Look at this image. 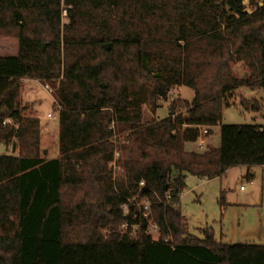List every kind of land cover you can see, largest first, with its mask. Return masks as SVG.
Segmentation results:
<instances>
[{"label":"trees","instance_id":"obj_1","mask_svg":"<svg viewBox=\"0 0 264 264\" xmlns=\"http://www.w3.org/2000/svg\"><path fill=\"white\" fill-rule=\"evenodd\" d=\"M244 1L0 0V39L18 41L0 56V145L18 151L0 155V264H264V246L191 235L180 203L188 176L264 167V126L222 124L235 92L264 91V0L251 14ZM25 79L51 88L58 158L24 115ZM181 87L192 101L146 120ZM217 127V147L187 150ZM140 191L158 239L137 206L121 209Z\"/></svg>","mask_w":264,"mask_h":264},{"label":"rangeland","instance_id":"obj_2","mask_svg":"<svg viewBox=\"0 0 264 264\" xmlns=\"http://www.w3.org/2000/svg\"><path fill=\"white\" fill-rule=\"evenodd\" d=\"M244 6L249 14L256 9L248 0L244 1ZM262 6L260 3L259 7ZM17 55L18 41L0 39V56ZM233 71L239 79H246L248 76L243 64L234 65ZM47 85L48 83H42V86L24 84L21 98L23 105L27 107L24 115L40 120L41 151H47V159H55L59 156V123L53 93ZM193 98L192 90L185 87L177 88L170 93L167 103H160L156 115L152 114L149 108L145 109L146 120L164 119L173 101L183 99L190 102ZM253 104L257 110L253 109ZM49 114L53 117L49 118ZM222 124L264 126V91L242 88L235 92L226 102ZM203 140V143L199 141L196 145H187V150L217 147L220 143V128H214L212 136ZM3 154L17 156L18 151L12 144L0 145V155ZM185 183L186 188L180 203L191 235L202 238L199 230L210 229L215 239L224 244L264 246V167L234 166L221 177L199 180L188 176ZM241 187H244L245 191L241 190Z\"/></svg>","mask_w":264,"mask_h":264},{"label":"built area","instance_id":"obj_3","mask_svg":"<svg viewBox=\"0 0 264 264\" xmlns=\"http://www.w3.org/2000/svg\"><path fill=\"white\" fill-rule=\"evenodd\" d=\"M21 82L23 85L24 84L25 85L31 84V85H39V86H42V83H46V82H43L41 80H28V79L21 80ZM48 88L51 91V88L49 86H48ZM31 93H33V90L31 91ZM31 93L29 92L28 95H30ZM48 117L52 118L53 116H52V114H49ZM11 123H12L11 120H6L4 122V124H11ZM206 133H207V131H203V134H206ZM200 141H201V143H203V140H200ZM115 159H117V156ZM111 166L114 169H116V163L115 162H113L111 164ZM250 183H252V181H250ZM143 187H144V183H140V188H143ZM241 190H244V187H241ZM142 194H143V191H140L136 196L128 199L127 202L121 206V209L124 211V213L127 214L129 205L133 204V206H137L139 208V211H140L143 219L147 222L148 234L151 235L154 239H158L159 238V227L157 224L154 223L153 219L151 218V207H150L149 200L146 197H142L143 196ZM171 198H172L171 191L166 192V199L168 202L171 200ZM180 199H181V197H180ZM159 201L162 202L161 199H159ZM138 229H139L138 225L132 226L131 236H134L135 232ZM121 230H122V234H125L128 230V224L123 225ZM165 242H167L166 239H165Z\"/></svg>","mask_w":264,"mask_h":264},{"label":"water","instance_id":"obj_4","mask_svg":"<svg viewBox=\"0 0 264 264\" xmlns=\"http://www.w3.org/2000/svg\"><path fill=\"white\" fill-rule=\"evenodd\" d=\"M105 48L108 50L109 49V45H106ZM43 49H45V45H43ZM104 87V86H103ZM44 155H47V151H44Z\"/></svg>","mask_w":264,"mask_h":264},{"label":"crops","instance_id":"obj_5","mask_svg":"<svg viewBox=\"0 0 264 264\" xmlns=\"http://www.w3.org/2000/svg\"><path fill=\"white\" fill-rule=\"evenodd\" d=\"M204 141V140H203ZM245 191V190H244Z\"/></svg>","mask_w":264,"mask_h":264}]
</instances>
